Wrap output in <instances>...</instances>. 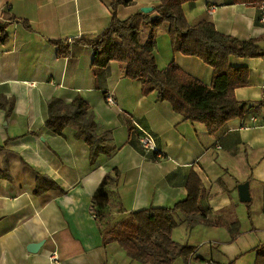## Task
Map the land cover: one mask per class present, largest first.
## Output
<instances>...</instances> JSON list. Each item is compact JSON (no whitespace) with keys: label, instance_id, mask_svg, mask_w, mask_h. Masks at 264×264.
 I'll use <instances>...</instances> for the list:
<instances>
[{"label":"crops","instance_id":"obj_1","mask_svg":"<svg viewBox=\"0 0 264 264\" xmlns=\"http://www.w3.org/2000/svg\"><path fill=\"white\" fill-rule=\"evenodd\" d=\"M111 1L0 0L7 36L0 43V264H142L117 242L103 244L92 212L98 188L114 170L119 177L107 205L116 220L148 208H172L186 199L191 174L201 180L203 221L190 229L178 213L172 231L175 242L194 252L188 263L178 258L173 264H255L264 254V107L259 105L264 60L230 58L232 67L249 73L235 98L254 107L209 135L202 124L183 121L168 103L159 102L156 92L143 95L141 83L126 77L125 63L111 62L95 72L90 48L64 57L50 43L101 34L111 22ZM158 4L134 0L119 6L117 17L126 20L145 7L153 8L154 16ZM183 12L190 24L210 21L226 36L264 39V3L198 0L184 4ZM149 32L142 28V44ZM154 54L160 70L174 62L211 85L213 69L175 53L166 25L157 31ZM79 96L89 104L98 133L113 138L114 153L94 162L75 129L58 135L45 128L50 100L70 104ZM134 122L154 136L161 158L143 150ZM39 175L57 188L36 195ZM245 183L250 201L242 203L239 186ZM38 243L36 253L28 251ZM52 253L57 261L50 259Z\"/></svg>","mask_w":264,"mask_h":264},{"label":"trees","instance_id":"obj_2","mask_svg":"<svg viewBox=\"0 0 264 264\" xmlns=\"http://www.w3.org/2000/svg\"><path fill=\"white\" fill-rule=\"evenodd\" d=\"M197 1L159 0L154 16L138 12L126 20H120L117 17L118 7L133 5L134 0H112L111 22L101 34L74 39L69 43H50L64 57L73 56L78 48H90L94 54L92 67L95 72L104 70L111 62L125 63L126 77L141 83L143 95L156 92L158 101L168 103L183 121L202 124L209 135H215L229 121L243 119L247 110L254 107L235 98V89L248 84L249 73L246 68L232 67L229 60L233 57L264 60V47L261 46L264 39L238 40L226 36L219 33L210 21L190 24L184 15L183 5ZM233 3L261 6L264 0H233ZM164 25L168 27L175 53L196 57L213 69L210 86L192 78L174 62L164 70L157 67L154 54L156 35ZM27 27L30 29L28 24ZM143 27H149L150 32L142 44L140 32ZM5 31L6 24L0 23V43L6 41ZM259 105L264 107V97ZM47 116L45 128L55 134L61 135L68 127L75 129L76 139L84 141L89 148L91 162L100 155L114 153L111 133H98L94 115L82 97H77L70 104L50 100L47 103ZM118 177L117 170L107 174L92 200V212L99 222L103 244L117 242L133 261L142 264H173L178 258L188 263L194 249L175 242L172 231L178 213L185 217L190 229L203 221L198 205L203 185L197 175L193 173L188 178L186 199L172 208H148L130 212L116 220L107 202ZM42 181L48 185L42 186ZM53 188H57L54 182L39 175L36 195ZM255 264H264V254L259 255Z\"/></svg>","mask_w":264,"mask_h":264},{"label":"built area","instance_id":"obj_3","mask_svg":"<svg viewBox=\"0 0 264 264\" xmlns=\"http://www.w3.org/2000/svg\"><path fill=\"white\" fill-rule=\"evenodd\" d=\"M108 102L110 104H113V99L112 98H108ZM252 121H254V119H252ZM134 126L138 131V136H139V140H140V144L143 148V150L147 153H156L158 158H161V154L156 146L155 143V138L154 136L146 129L142 128L140 125H138L136 122H134ZM50 259L52 261H57V255L56 253H52L50 256ZM207 264H211V263H207Z\"/></svg>","mask_w":264,"mask_h":264},{"label":"water","instance_id":"obj_4","mask_svg":"<svg viewBox=\"0 0 264 264\" xmlns=\"http://www.w3.org/2000/svg\"><path fill=\"white\" fill-rule=\"evenodd\" d=\"M153 11V8L150 7H145L141 9L142 13L149 14L150 12ZM239 198L242 203H246L250 201V196H249V185L248 183L242 184L239 186ZM42 243L38 244H31L28 247V251L31 253H36L39 248L41 247Z\"/></svg>","mask_w":264,"mask_h":264}]
</instances>
